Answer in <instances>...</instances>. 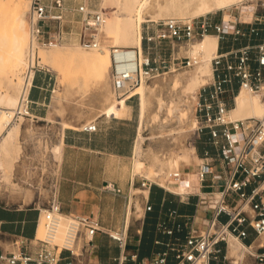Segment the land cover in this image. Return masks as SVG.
Instances as JSON below:
<instances>
[{
    "label": "built area",
    "instance_id": "1",
    "mask_svg": "<svg viewBox=\"0 0 264 264\" xmlns=\"http://www.w3.org/2000/svg\"><path fill=\"white\" fill-rule=\"evenodd\" d=\"M264 10V1L260 4ZM81 15L80 43L85 49L101 47L99 28L104 15L84 1L77 7L68 0H31L28 17L30 42L27 64L23 70L20 103L13 112V122L30 116V94L39 72L49 70L36 63L38 50L69 40L66 27L71 12ZM143 31V53L125 52L129 47H112V87L118 98L132 101L143 82L184 68L197 60L181 54L191 43L216 34L217 53L212 58V78L198 91L194 107L197 126L192 130L216 151L208 148L198 153L201 164L196 170L197 190L178 194L185 200L197 198L193 214L171 210L167 219L157 223V230L167 234V241L157 239L164 248L140 258L126 251L129 234L122 230H104L98 218L85 214H65L57 192L51 191L48 206L38 207V220L32 238L11 236V249L0 245V264H97L91 257L97 249L96 236L107 234L119 244L118 264H264V118L247 117L230 120L228 112L235 106L240 90L264 99V11L251 20L240 14L225 21L204 15L193 18L150 20ZM1 109V107H0ZM79 130L94 133L96 121ZM204 136H207L206 138ZM45 141L51 139L48 133ZM139 187L147 189L144 214L153 210L150 192L156 181L138 175ZM161 186V185H160ZM164 187V186H162ZM165 188V187H164ZM55 189V188H54ZM106 189L121 193L109 182ZM177 194V193H176ZM43 218L44 235H38ZM64 226L62 238L58 240ZM2 231L0 229V235ZM232 240L237 242H232Z\"/></svg>",
    "mask_w": 264,
    "mask_h": 264
},
{
    "label": "bare ground",
    "instance_id": "2",
    "mask_svg": "<svg viewBox=\"0 0 264 264\" xmlns=\"http://www.w3.org/2000/svg\"><path fill=\"white\" fill-rule=\"evenodd\" d=\"M22 1L0 0V67L5 63H10L17 68L22 65L19 73V82L17 81V96L11 95L9 97L7 100L8 106H0V152L7 156L11 155V150L21 129L22 123L13 122L12 119L13 112L20 103V92L23 83L22 73L27 64V48L30 42L29 29L28 31L26 29V18L20 7ZM115 1L104 0L105 8L114 4ZM123 1L128 14L115 13L108 16L107 12L100 11L104 15V22L99 28V36L101 37L100 48L92 49L91 51L85 49L65 51L64 47L59 44L53 46L50 51H41L39 56V50L43 48L41 47L36 55L37 64L47 66L50 71L58 74L57 83L59 85L70 84L74 89L89 92L92 99H88V102L84 105L98 108L100 113L116 117L124 116L129 110V105L125 101L126 98L112 99L109 97L110 67L113 65V50L106 43L114 45L131 43L133 44L132 48H127L125 52L135 53L134 48H137L142 55V26L143 22L146 21L145 16L150 14L153 11L152 9L157 8V15L159 16H189L191 18L207 14L216 9H226L236 4L241 5L249 0H163L164 3L160 2V0H117L119 4ZM151 16L156 17V15ZM103 35L106 37L105 41ZM66 43H69V40L62 44ZM218 47L217 35L213 33L207 34L204 38L191 43L186 49L188 55L197 60V64L193 66V69H190L191 71L180 73L176 70L157 77L151 84L143 81L134 91L133 94L140 93L139 117L141 123L139 125L140 128L138 127L137 140H135L134 175L146 176L176 193H186L190 191L191 186L198 183L196 171L189 170V168H199L201 160L200 163L194 162V152L188 145L185 148L181 147L184 150H176L174 146L178 145H175V143H182L178 142L179 135L181 137L182 133L187 134L189 133H186L188 129L191 131L193 127L197 126V120L196 123L194 121L196 117L193 116L194 119L190 115L194 103L196 104L198 100L200 87L212 78V58L217 53ZM198 56H200V60H198ZM1 98L2 94L0 93ZM235 102L237 103L236 107L234 109L232 107L227 114L230 120L247 117L264 118V99L260 95L242 89L237 98L235 97ZM85 113V109L79 112L80 115ZM188 117L190 121H184V118L187 119ZM20 118H24V116ZM185 122H188V128L181 132L178 131V136H175L172 131L186 125ZM64 124L66 125L67 123ZM146 127H150L152 135H157L160 140L164 141L167 148L164 150H168L167 152L170 154V157L167 154L169 157V160L166 159L168 161L166 163L167 169L162 168V166L158 169L159 166L157 167L158 164H156L159 161L158 156V161L155 160L157 162L153 161L146 164L143 161V155H145L144 145L148 139V136L145 135ZM27 129H30V125ZM183 137L186 138V136L181 138ZM57 152L59 156L60 151L58 150ZM165 155L166 151H164ZM161 156H163L162 153ZM173 174L176 180H172ZM133 181L135 182V178ZM135 194H142L145 200L149 192L147 189L138 187L135 188ZM136 206L138 207L137 209H140V202ZM44 232L43 218H41L38 235L41 237ZM63 232L64 226L60 231L58 240L62 238ZM111 232L115 234V231ZM232 242L237 241L232 240Z\"/></svg>",
    "mask_w": 264,
    "mask_h": 264
},
{
    "label": "crops",
    "instance_id": "3",
    "mask_svg": "<svg viewBox=\"0 0 264 264\" xmlns=\"http://www.w3.org/2000/svg\"><path fill=\"white\" fill-rule=\"evenodd\" d=\"M52 78L50 70H44L37 74L35 86L30 94V116H25L30 130L39 127L45 134L56 129L59 136L57 145H53L51 148L56 162V170L42 175L51 179L52 190L57 192L65 214L94 216L99 219L104 230L115 231L127 227L129 234L132 225H134L133 202L136 200L135 205L140 202L139 210H142L140 197L144 200V196L140 194V197L133 198L136 195L135 188H138L133 181L136 176L134 175V165L130 178L119 177L116 174V162L117 158L125 159L133 153L135 154L134 134L136 133L138 137L139 125H141L140 117L136 126L130 118L124 117L125 115L122 117L109 116L100 113L96 108L94 110H97V115L85 109L86 115H80L79 110L78 114L70 113L65 117L54 115L53 118L51 117L52 110L47 111L48 106L51 108L54 106L53 96L52 102L49 101ZM90 121H96L98 124L97 132L89 133L79 130L81 125ZM188 146H192L194 152L197 153L194 144ZM196 146L200 154H203L205 148H208L211 154H216L214 148L203 140ZM58 150L60 151L59 156ZM111 167L113 170L108 169ZM192 169L197 170V168ZM109 182L121 187L122 192L107 190L106 184ZM197 185L198 183L191 186L190 192L197 190ZM186 193L176 194V192L160 185L152 187L150 197L153 210L136 218V221L141 222L137 229L138 234L135 237V242L130 244L133 251H128L129 241L126 251L128 253L137 252L139 257L143 258L163 249L164 246L157 245L155 241L157 239L167 241L170 236L160 233L157 230V223L162 219H167L173 209L181 214L195 212L197 200L195 196H191L189 200L178 196V194ZM129 197H131L130 202L126 205ZM31 199L34 200L35 197L31 196ZM32 200L24 202L31 203ZM37 220L38 207L24 203L10 205L0 200L1 247L11 249L10 235L16 234L32 238L36 231ZM95 240L97 249L91 260L97 264H118L117 259L120 255L118 242L103 233L98 234Z\"/></svg>",
    "mask_w": 264,
    "mask_h": 264
},
{
    "label": "rangeland",
    "instance_id": "4",
    "mask_svg": "<svg viewBox=\"0 0 264 264\" xmlns=\"http://www.w3.org/2000/svg\"><path fill=\"white\" fill-rule=\"evenodd\" d=\"M18 0H16L17 2ZM31 0H23L20 4L21 11L24 13V16L26 18V29L27 28V20L29 17V6H30ZM88 1L91 2L94 6V9L98 11H105L107 12L108 16L119 13L121 15L128 14V11L125 8V2L123 1L121 4L117 2V0L114 2V4L107 6L105 8L104 6V0H68V5L71 7H77L78 4ZM264 0H255V1H245V3L241 5H233L230 8L226 9H216L213 10L207 14L215 18H224L226 21L232 18L233 15L240 14L243 19L245 20H251L254 16V14L257 12H262L263 9H261L260 4ZM160 2L164 3L163 0H160ZM15 4V3H14ZM13 4V5H14ZM152 9L154 11H151L150 14H147L145 16L146 21L149 22L150 20H164L168 18H172L173 16L168 17L166 15H157L158 10ZM151 15H156V17H153ZM200 15V16H204ZM193 17H199V16H193ZM191 17V18H193ZM173 18H190L189 16H174ZM82 18L81 15H79L77 12L73 11L70 13V15L67 18L66 27L68 31L72 32L69 35V43L61 44V46L64 47L65 51H76L85 49L82 47L80 43V34L82 32ZM143 22L142 31H144L145 25L147 23ZM29 32V31H28ZM104 41L106 40L105 35H103ZM198 41V40H197ZM29 42V40H28ZM194 43V42H193ZM27 44V43H26ZM143 44V42H142ZM28 45V44H27ZM109 48L112 50V47H129L132 48L133 44L131 43H123L121 45H114V44H108ZM27 47L26 45H24ZM53 47L49 48H41L39 50V56L41 51H50ZM87 51H91L92 49H85ZM181 54H188L185 50L181 51ZM198 60H200V56H198ZM40 61V58H39ZM43 66V65H42ZM22 65L20 67H15L14 65L10 63H5L0 67V93L2 94V98L0 99V106L6 107L8 106L7 100L11 95L17 96L18 94V82H19V73ZM45 68L48 69L47 66ZM192 68H184L181 70H178V72L186 73L191 71ZM53 78L51 81V89L49 92V101L52 102V96L54 101V106L51 108V106L47 107V111L52 110L53 115L51 117L54 118V115H59L62 117H65L67 114L70 113H77L79 110H89V112L95 113V115L98 114L97 110H94L96 108H91L92 106L84 105L86 102H88V99H92V96L89 94V92H84L79 89H74L71 87L70 84L65 85H59L57 83L58 74L50 71ZM191 73V72H190ZM110 95L109 97L112 99H117V94L115 93L113 87H112V76H111V67H110ZM156 79V78H155ZM155 79L152 81H148L149 84H151ZM18 81V82H17ZM138 93V92H137ZM240 93V92H239ZM239 93L237 95H239ZM139 96H136L132 101H126L129 104V112L125 114L124 117L130 118L131 122L134 125H138V118H139V100H140V93H138ZM236 95V98H237ZM125 98V97H122ZM119 98V99H122ZM197 102V101H196ZM237 102V101H236ZM237 104V103H236ZM233 106V109L236 107ZM195 105V103H194ZM194 105L192 108V113L190 117H195L194 114ZM85 106V107H84ZM76 107V108H75ZM89 107V108H88ZM83 108V109H82ZM193 114V115H192ZM193 117V118H194ZM189 118V117H188ZM184 118V121H190L189 119ZM195 119V118H194ZM196 123V119L194 120ZM21 122V129L20 133L16 139L15 145L13 149L11 150V155L7 156L6 154L0 152V200H2L5 204L10 205H17V204H29L31 206L46 208L48 206V201L50 199L51 191H52V182L49 177H46V175L42 174H49L50 172H55L56 170V162L54 161V155L51 152V148L53 145H57L56 143L59 140V136L57 133V130L54 129L53 131H49L48 134L51 137L48 141H45V138L43 137V131L39 127H35L34 130L27 129L29 126L27 124L28 120L24 116V118H20L19 121ZM183 123V122H182ZM186 123V125H184ZM183 127H178L174 129L172 132L175 136H178V133L183 131L184 129L188 128V122H185ZM196 126V125H195ZM195 127L191 129H188L187 134L182 133V136H186L181 138L180 135L178 142L182 143H175L180 144V146L176 145L174 146V149L181 150V147H186V145H193V141H196V144L198 142H201L202 140L197 139L192 130ZM30 130V131H29ZM179 131V132H178ZM184 134V135H183ZM145 135L148 136V139L145 142V155H143V161L147 164L149 162H153L157 160V156L159 161L156 164L158 169L166 168L167 167V160L170 157V154L167 152L168 150L165 146V143L163 140H160L157 135H152L150 127H146ZM137 138L136 133L134 134V144L135 140ZM183 139V140H181ZM176 140V141H177ZM181 140V141H180ZM185 140V141H184ZM163 141V142H162ZM184 141V142H183ZM183 144V145H182ZM179 147V148H178ZM190 149L194 152V149L192 146H189ZM184 148L182 150H184ZM164 151H166V155L164 156ZM161 153L163 156H161ZM198 153L200 154L199 150ZM167 154H169L167 156ZM160 155V157H159ZM134 156L133 153L130 157L125 159L117 158L116 162V174L119 177H131V174H133V165H134ZM110 158H113L112 156H109ZM165 157V158H164ZM161 158V159H160ZM169 160V159H168ZM193 160L196 163H200V158L197 153L194 152ZM163 164V165H162ZM23 165V166H22ZM25 166V167H24ZM165 166V167H164ZM23 169V171H21ZM25 169V170H24ZM109 170H113V168H108ZM167 169V168H166ZM190 170H193L191 167ZM198 169V168H197ZM186 170V169H185ZM48 176V175H47ZM172 178V177H171ZM172 180H176L173 174ZM135 186L139 187V179L138 175L135 177ZM190 192V191H188ZM132 193V190H131ZM31 196H34L35 199L32 200ZM139 195H134L133 198L136 199V197ZM179 198H181L180 195H178ZM186 196L184 195L183 198ZM131 197H129L126 201V205L130 202ZM32 200L31 203H25ZM25 201V202H24ZM141 201V207L142 210L137 209L135 205V200L133 202V222L134 225H132V229L129 232V247L128 251H133L131 249L132 242H135V237L138 234L137 229L140 227L141 221H136V218L139 216H142L144 213V208L146 205V201L143 200L142 197H140Z\"/></svg>",
    "mask_w": 264,
    "mask_h": 264
},
{
    "label": "trees",
    "instance_id": "5",
    "mask_svg": "<svg viewBox=\"0 0 264 264\" xmlns=\"http://www.w3.org/2000/svg\"><path fill=\"white\" fill-rule=\"evenodd\" d=\"M155 186H157V185H154L153 187H155ZM150 201H151V203H152L151 197H150Z\"/></svg>",
    "mask_w": 264,
    "mask_h": 264
}]
</instances>
